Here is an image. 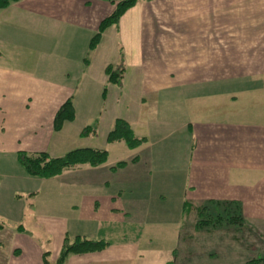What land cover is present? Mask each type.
<instances>
[{"label":"crops","instance_id":"crops-1","mask_svg":"<svg viewBox=\"0 0 264 264\" xmlns=\"http://www.w3.org/2000/svg\"><path fill=\"white\" fill-rule=\"evenodd\" d=\"M115 9L21 0L0 10V264H45L46 253L57 264L78 237L109 245L65 264L151 254L168 264L186 206L239 205L249 224L264 222V0H138L91 49ZM112 65L120 84L108 81ZM117 119L146 141L109 143ZM81 148L108 160L49 179L20 160Z\"/></svg>","mask_w":264,"mask_h":264},{"label":"rangeland","instance_id":"rangeland-1","mask_svg":"<svg viewBox=\"0 0 264 264\" xmlns=\"http://www.w3.org/2000/svg\"><path fill=\"white\" fill-rule=\"evenodd\" d=\"M230 206H217L215 210L209 206L201 208L203 214L198 222L204 220L205 224H202L200 230L196 227L197 212H191L183 227L181 247L170 258L173 262L168 264H264V222L249 224L241 206H237V215L233 214L232 209H225ZM219 215L224 218L220 223L216 222ZM234 215H241L237 217V223L229 220ZM6 223L9 225V222ZM38 238L42 244H46L48 239L53 243V238L44 236L42 232ZM166 260L165 254H151L143 262L164 264Z\"/></svg>","mask_w":264,"mask_h":264},{"label":"trees","instance_id":"trees-1","mask_svg":"<svg viewBox=\"0 0 264 264\" xmlns=\"http://www.w3.org/2000/svg\"><path fill=\"white\" fill-rule=\"evenodd\" d=\"M21 0H0V10L6 9L10 7L12 4L17 3ZM111 3L116 4L115 11L105 19L99 28V32L94 35L91 43V49H95V47L99 44L102 34L104 31L117 24L121 17L132 8L138 0H109ZM108 81L114 84H120L125 71L122 68H118L117 66H109L106 70ZM71 109V104L68 102L58 113L55 124L57 130L61 129L63 122L69 117L68 111ZM107 141L109 143L115 142H125L130 149H135L140 147L146 140L142 138L136 137L134 134L133 129L131 128L130 124L122 119H117L114 122L113 129L108 135ZM21 163L24 165L26 170L29 172L30 175L36 176L42 179H49L55 176L62 174L64 171L73 169L79 165H91L94 167L103 165L108 160V151L103 149H92V148H81L76 149L63 157L52 158L47 153H36V154H27L22 153L20 154ZM125 163L118 164V167H121ZM218 205V204H217ZM224 206V205H221ZM188 207L189 214L192 212V208L194 206H186ZM207 208V207H201ZM197 208L195 211L199 214L202 213V209ZM232 209L233 214H236V210L239 209L236 205L230 206ZM229 208H226L229 210ZM191 209V210H190ZM190 210V211H189ZM237 215V214H236ZM241 217V215H238ZM235 216L230 218L233 223H237V217ZM223 218L222 215L216 217V222H221ZM224 219V218H223ZM203 221L197 223L196 227L200 229L202 227ZM0 228L2 226L0 225ZM108 243L104 241H91L86 240L84 238L78 237L74 241H70L69 238L66 239V242L63 246L61 251L60 257L57 261V264H65L68 257L70 255H81V254H88V253H96L103 251L108 247ZM49 254H45V264H49L47 260V256Z\"/></svg>","mask_w":264,"mask_h":264}]
</instances>
